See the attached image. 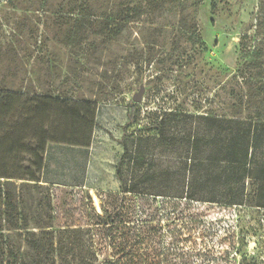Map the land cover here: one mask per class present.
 I'll use <instances>...</instances> for the list:
<instances>
[{"label":"rangeland","instance_id":"obj_1","mask_svg":"<svg viewBox=\"0 0 264 264\" xmlns=\"http://www.w3.org/2000/svg\"><path fill=\"white\" fill-rule=\"evenodd\" d=\"M72 24L79 31L70 39ZM263 70L264 0H0V81L12 90L51 87L97 103L88 159L77 150H58L45 178L59 183L49 186L54 229H91L101 261L124 257V233L107 239L95 215L121 203L115 167L133 96L143 87L139 128L154 111L230 118L231 107L246 102L248 88L260 87ZM9 71H16L14 79ZM143 203L128 197L129 221L151 213ZM191 210L204 212L205 224L202 233H192L190 246L213 245L217 237L203 232L235 220L230 211L209 206ZM158 243L148 241L140 252L149 263H191L156 254L163 248ZM254 246L251 240L250 252Z\"/></svg>","mask_w":264,"mask_h":264},{"label":"trees","instance_id":"obj_2","mask_svg":"<svg viewBox=\"0 0 264 264\" xmlns=\"http://www.w3.org/2000/svg\"><path fill=\"white\" fill-rule=\"evenodd\" d=\"M72 25L70 39L79 31ZM259 80V88H248L246 102L231 107L230 118L154 111L139 128V105L129 103L115 167L121 203L95 215L107 239L124 233V257L103 261L91 229H54L49 186L59 183L45 178L58 150H77L88 159L97 103L51 87L12 90L0 81V264H155L140 252L156 240L163 243L156 254L186 257L190 264H264V70ZM128 197L146 201L151 213L129 221ZM194 204L235 218L225 229L210 224L203 232L217 237L213 245L187 244L205 224L204 212L191 210Z\"/></svg>","mask_w":264,"mask_h":264},{"label":"water","instance_id":"obj_3","mask_svg":"<svg viewBox=\"0 0 264 264\" xmlns=\"http://www.w3.org/2000/svg\"><path fill=\"white\" fill-rule=\"evenodd\" d=\"M143 94H144V89H143V87H141L140 91L133 96L132 102L134 104L140 103L142 101Z\"/></svg>","mask_w":264,"mask_h":264}]
</instances>
